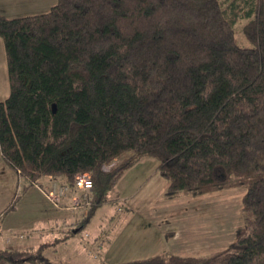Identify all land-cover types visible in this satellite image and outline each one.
Masks as SVG:
<instances>
[{
	"label": "trees",
	"instance_id": "16d2710c",
	"mask_svg": "<svg viewBox=\"0 0 264 264\" xmlns=\"http://www.w3.org/2000/svg\"><path fill=\"white\" fill-rule=\"evenodd\" d=\"M0 36V151L24 188L89 173L84 226L124 171L154 156L168 198L245 187L235 239L113 264H264V0H56L0 14ZM80 230L0 244V264H75L47 250Z\"/></svg>",
	"mask_w": 264,
	"mask_h": 264
},
{
	"label": "rangeland",
	"instance_id": "374dc122",
	"mask_svg": "<svg viewBox=\"0 0 264 264\" xmlns=\"http://www.w3.org/2000/svg\"><path fill=\"white\" fill-rule=\"evenodd\" d=\"M247 21V18H241L236 24L235 31L240 43L250 46L251 43L244 37L242 31ZM158 164L157 158L147 155L142 156L126 169L115 187L109 191L110 200L99 207L90 226L70 237L67 242L62 241L57 244V249L51 244L47 250L48 255L75 264H113L117 261L137 258L145 254L149 248L140 247V250L134 252L130 248L120 250L119 248L124 245H131L128 240L118 241V239L127 237L133 233L131 232L133 229L149 228V231L159 232L162 227L160 230L157 225H164L163 220L169 225L168 232L178 229L180 237L185 236L188 242L192 241L195 245L189 249L177 248L175 243L165 241L164 246L157 253L187 254L185 251H188L202 255L227 247L235 239L236 229L241 223L240 207L245 187L230 188L200 196L183 194L178 198H168L165 180L158 171ZM28 181L25 178L20 179L0 160V228H2L0 244L53 241L54 239L44 236L52 226L58 236H61L68 230L80 227L83 220L88 217L92 205V190H84L75 182L70 184L65 179L55 176H43L41 182L33 183L26 189L24 187ZM60 186H67L64 189L65 193L56 192L58 198H49L47 193L51 194L50 191L54 187L58 190ZM12 205H16V208H10ZM49 209L67 213L68 221L62 219L56 222L38 221L46 218L42 215H45ZM122 210H131L132 213L139 211L140 214L151 211L157 225L147 228V221L153 219L148 215L140 216L139 221L132 219L133 221L129 223V218H120ZM155 210L159 211V214H162L163 210L167 213L169 211L170 215L158 216ZM173 210L184 213L172 216ZM140 214L135 213V215ZM134 222L141 223L139 224L141 227L133 225ZM129 229L130 232L127 233ZM34 234L37 235L38 240L32 239ZM106 236L112 238L116 236L117 240L110 244ZM152 250L154 249H150L149 252Z\"/></svg>",
	"mask_w": 264,
	"mask_h": 264
},
{
	"label": "crops",
	"instance_id": "0c3cea01",
	"mask_svg": "<svg viewBox=\"0 0 264 264\" xmlns=\"http://www.w3.org/2000/svg\"><path fill=\"white\" fill-rule=\"evenodd\" d=\"M56 2V0H0V14L9 16V17H16V16H22V15H26V14H32V13H39V12H45L47 10L50 9V7ZM10 94V81H9V75H8V60H7V54H6V48H5V43H4V39L2 36H0V100H4L8 95ZM0 160L2 164H5L2 157H1V151H0ZM6 165V164H5ZM11 169V168H10ZM13 171V170H12ZM99 209V208H98ZM98 209L96 211V213L94 214V216L92 217V219L87 223V225L81 224L80 225V231H78L76 234L72 235L75 236L77 234H79L83 229H86L87 226H90L92 220L94 219L95 215L98 212ZM120 218L124 219V218H129V223H131L134 219L135 221H139L140 216H151V220L147 221V228L150 227L152 228L153 226H156L157 221H155L154 218V214L150 213L151 211H147L145 213L140 214V212L138 211H134L136 214H140V215H135V213H132V211H120ZM156 214L159 212L157 210L154 211ZM162 214H157L158 216L163 215V216H169L170 214L169 211L167 213V211H162ZM184 213V211H174L171 214L172 216L174 215H182ZM65 214V215H63ZM43 217H46L45 219H41L38 221H44V220H49L52 222H56L58 219H62L65 222L68 221V214L63 212V211H58V210H54V209H49L46 214L42 215ZM111 216H113L111 214ZM153 216V217H152ZM138 217V218H137ZM112 219V217H111ZM133 219V220H132ZM132 220V221H131ZM131 221V222H130ZM164 221V225H157V227L161 230L159 232H153V231H149V232L140 229V230H136L133 229L130 235H128L127 237H121L118 239L119 240H128V242H130L131 246H123L120 247L119 249L122 250L123 248H130V250H132V252L134 251H138L140 250V247H148L149 250H147L145 252V254H143L140 257H144V256H148L150 254H154L157 253L159 251V249H161V247L164 246L165 241H171L172 243H175L177 248L180 247H184L186 249H189L191 247H193V245H195V243H193L191 240V242H188V240L185 238V236L180 237V232L178 229H176L175 231H169L167 230L168 228V224H165L166 220ZM77 222V221H76ZM173 222V221H172ZM66 224V223H65ZM136 224L138 226H140L139 224L141 223H136L134 222L133 225ZM131 225V226H133ZM129 226V228L131 227ZM53 227V226H52ZM50 228V230H48V232L45 234L46 237L48 238H56L58 236V233L55 232L53 228ZM141 227V226H140ZM76 228V227H75ZM2 231V228H1ZM50 231V232H49ZM63 231V229H62ZM125 231V230H124ZM64 232V231H63ZM130 232V229L127 233ZM168 232V233H167ZM67 232L63 233L66 234ZM166 233L168 234V236H166ZM51 234H53V236H51ZM62 234V235H63ZM60 235V234H59ZM61 235V236H62ZM69 236L64 242H67L68 239H70ZM189 237V236H188ZM37 235L34 234V236L32 235V239H36ZM107 239V241L112 244V241H116L117 238L116 236H114L112 238V236H106L105 237ZM38 240V239H36ZM38 242H40L38 240ZM37 243V242H35ZM178 244V245H177ZM115 246V244H114ZM111 247L113 248V245H111ZM150 249H154L152 250V252H149ZM187 254H192V253H188V251H185ZM136 257V256H135Z\"/></svg>",
	"mask_w": 264,
	"mask_h": 264
},
{
	"label": "built area",
	"instance_id": "2783aa9c",
	"mask_svg": "<svg viewBox=\"0 0 264 264\" xmlns=\"http://www.w3.org/2000/svg\"><path fill=\"white\" fill-rule=\"evenodd\" d=\"M75 184L80 187V188H83L84 190H92V178L90 176L89 173H81L79 175H77L76 177V180H75ZM67 187V186H65ZM65 187H61L56 190V188L54 187L50 193L51 194H48V197L53 199V198H58V196L56 195V192H58V194H64L65 193ZM68 189V188H67Z\"/></svg>",
	"mask_w": 264,
	"mask_h": 264
}]
</instances>
